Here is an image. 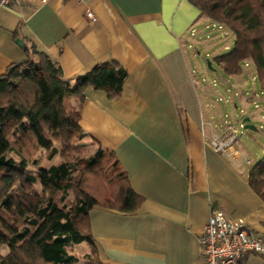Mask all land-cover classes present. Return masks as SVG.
Segmentation results:
<instances>
[{"label": "crops", "instance_id": "obj_1", "mask_svg": "<svg viewBox=\"0 0 264 264\" xmlns=\"http://www.w3.org/2000/svg\"><path fill=\"white\" fill-rule=\"evenodd\" d=\"M211 23L189 0H40L0 8V77L34 47L31 58L48 55L66 80L104 64L128 73L112 97L89 88L81 103L67 99L69 112H79L85 138L119 161L142 198L133 213L89 212L98 264H200L199 239L215 210L264 238V200L250 186V161L237 147V158L213 150V136L226 125L213 123L214 92L191 78L188 52L203 45L212 64L222 55L206 34ZM247 71L255 81L256 70L246 62L242 74H226L228 85L245 91ZM239 96L264 106V93ZM259 258L251 255L247 264Z\"/></svg>", "mask_w": 264, "mask_h": 264}, {"label": "trees", "instance_id": "obj_2", "mask_svg": "<svg viewBox=\"0 0 264 264\" xmlns=\"http://www.w3.org/2000/svg\"><path fill=\"white\" fill-rule=\"evenodd\" d=\"M189 2L235 36L230 51L213 61L229 76L242 74L244 64L251 62L264 86V0ZM31 51L38 52L35 47ZM31 51L24 62L0 77V245L9 249L6 256L0 255V264H77L79 258L70 250L83 243L90 246L86 258L97 264L89 212L105 207L133 213L142 202L126 172L118 160L98 148L84 169L65 162L34 175L27 170V152L53 139L85 138L79 112H69L65 99L75 97L81 103L89 88L107 90L112 97L123 90L128 73L104 64L70 81L48 55L34 61ZM57 153L53 149L49 158ZM103 161L109 164L104 170L97 166ZM39 180L49 190L41 199L31 188ZM249 181L264 200V159L252 166ZM71 190L74 202L68 199Z\"/></svg>", "mask_w": 264, "mask_h": 264}, {"label": "rangeland", "instance_id": "obj_3", "mask_svg": "<svg viewBox=\"0 0 264 264\" xmlns=\"http://www.w3.org/2000/svg\"><path fill=\"white\" fill-rule=\"evenodd\" d=\"M206 34L213 37L212 43L215 44L213 47H216L220 51L222 50V55L230 51L224 50V46L231 45V48L234 46L235 36L229 34V30L226 28H220L218 24H209ZM190 53H195L198 64L200 65L199 70H196L197 65L195 64V59ZM209 58L210 55H208L203 45H200L198 49H193V52H188L189 66L194 71V77L191 78L202 87H206L214 92L213 98L218 102V115L213 120V123L217 126L234 125L239 130L238 136L240 137V141L236 144V147L242 152L245 162L246 160L250 161V163H246V170L249 171L252 166H255L264 159V106L260 103L258 106L257 103L250 105L243 103L239 93L241 92L244 95L246 92L249 94L255 93L261 97V94L264 93L263 85L257 78L253 81L251 77L255 76H252L251 72L247 71L245 77H249V81L245 91H241L236 87L232 88V85H228L227 83L229 76L216 63H213L212 67L208 65ZM64 104L67 108L72 106L67 99H65ZM246 118L250 119L249 123L243 122ZM248 124L256 129H246V125ZM95 147L87 138L79 139L77 136H74L70 140L53 139L49 143H45L40 149L34 150L33 153L27 152L29 154L27 170L37 175L40 171L46 172L50 167L65 162L75 165L79 169H84L86 167V161L95 153ZM53 149H57L58 153L50 159L49 155ZM11 156L17 161H20V158L14 152L11 153ZM108 165L106 161L97 164L98 168L103 170ZM76 175L78 174L76 173ZM31 188L35 191V197L37 199L44 197L46 191L49 192L41 180ZM68 199L73 202L76 201L73 190H71ZM70 252L79 258L77 264H95L94 260L91 261L89 258H86L91 254L87 245L73 246ZM8 253V247L0 245V255L4 257ZM257 263L264 264V260L259 258Z\"/></svg>", "mask_w": 264, "mask_h": 264}, {"label": "built area", "instance_id": "obj_4", "mask_svg": "<svg viewBox=\"0 0 264 264\" xmlns=\"http://www.w3.org/2000/svg\"><path fill=\"white\" fill-rule=\"evenodd\" d=\"M24 1L40 0H0V8L20 5ZM87 17L93 23L98 22L91 11L87 12ZM238 131L234 125L226 126L223 134L213 136L210 142L213 150L218 154L239 157L240 153L235 148L240 141ZM199 240L202 248L200 264H247L251 255L264 259V238L256 236L244 221L232 220L223 211H212Z\"/></svg>", "mask_w": 264, "mask_h": 264}, {"label": "water", "instance_id": "obj_5", "mask_svg": "<svg viewBox=\"0 0 264 264\" xmlns=\"http://www.w3.org/2000/svg\"><path fill=\"white\" fill-rule=\"evenodd\" d=\"M16 43H17L21 48L24 49V45H23V43H22L19 39L16 40ZM208 65H209L210 67H212V63H211V61H208ZM243 122H244V123H249V122H250V119H249V118H246V119H244ZM246 129L255 130L256 128L253 127V126H251L250 124H248V125H246Z\"/></svg>", "mask_w": 264, "mask_h": 264}]
</instances>
